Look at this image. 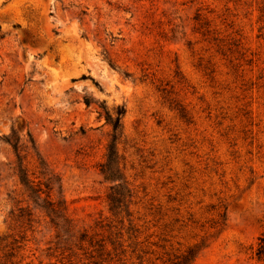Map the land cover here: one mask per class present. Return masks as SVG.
<instances>
[{
  "label": "rangeland",
  "instance_id": "rangeland-1",
  "mask_svg": "<svg viewBox=\"0 0 264 264\" xmlns=\"http://www.w3.org/2000/svg\"><path fill=\"white\" fill-rule=\"evenodd\" d=\"M261 238L264 0H0V264H263Z\"/></svg>",
  "mask_w": 264,
  "mask_h": 264
},
{
  "label": "trees",
  "instance_id": "trees-1",
  "mask_svg": "<svg viewBox=\"0 0 264 264\" xmlns=\"http://www.w3.org/2000/svg\"><path fill=\"white\" fill-rule=\"evenodd\" d=\"M118 123H119V120H116V123L113 126L114 130L117 129ZM111 149L112 148H109L107 164L101 166V173L103 174L106 180H109L110 179L109 177L112 174V169L110 168V165L113 163L112 159L110 158ZM18 174H19V180H20L21 185L26 189V191L30 195L40 196L41 194H43V192L40 189V186L42 184L40 182H37L35 184V182L29 181L27 179L26 170L22 169L21 166L18 167ZM48 175L50 174H47V176ZM45 189L47 190L46 199H50L51 193L53 190L59 196L61 192V185L59 183V180L55 179L54 176H51L50 178L47 179V185L45 186ZM114 191L115 189H111V193L107 196V201L111 209H114L115 205L117 203H120L118 200H116ZM44 209L52 223L55 220V221L61 222L66 225L67 224L70 225L69 221L66 218V209H65L64 203L60 199H58L55 202H52V201L46 202V208ZM88 242L89 244H92L93 237H90ZM95 245L99 247V251H101L102 254L106 256V258H110V256H113L110 259L111 261L120 256V253L118 251L121 245L117 244V241L115 240L112 241V239H110V236L107 239L96 241ZM107 245H110L111 247L110 250H106L108 247ZM196 255H197V252L194 251L193 249H190L185 253V255L176 257L174 261L171 262L170 264H191L193 260L195 259ZM255 256L258 261L264 264V238L259 239V243L257 245ZM118 262H119V259H117L114 263H118Z\"/></svg>",
  "mask_w": 264,
  "mask_h": 264
}]
</instances>
